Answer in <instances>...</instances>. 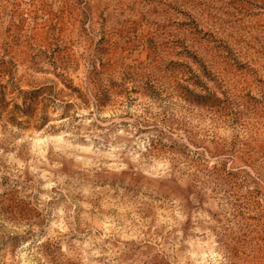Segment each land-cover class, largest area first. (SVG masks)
Here are the masks:
<instances>
[{
    "label": "rangeland",
    "instance_id": "1",
    "mask_svg": "<svg viewBox=\"0 0 264 264\" xmlns=\"http://www.w3.org/2000/svg\"><path fill=\"white\" fill-rule=\"evenodd\" d=\"M0 264H264V0H0Z\"/></svg>",
    "mask_w": 264,
    "mask_h": 264
}]
</instances>
